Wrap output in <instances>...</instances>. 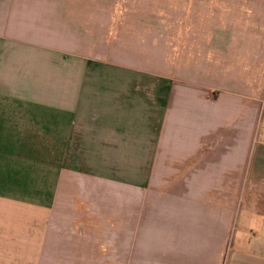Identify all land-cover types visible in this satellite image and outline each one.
<instances>
[{
	"label": "crops",
	"instance_id": "obj_1",
	"mask_svg": "<svg viewBox=\"0 0 264 264\" xmlns=\"http://www.w3.org/2000/svg\"><path fill=\"white\" fill-rule=\"evenodd\" d=\"M72 2L0 0V264L89 258L75 158L109 161L114 178L129 158L145 213L113 227L131 264H264V14L233 11L209 66L170 74L91 57Z\"/></svg>",
	"mask_w": 264,
	"mask_h": 264
},
{
	"label": "rangeland",
	"instance_id": "obj_2",
	"mask_svg": "<svg viewBox=\"0 0 264 264\" xmlns=\"http://www.w3.org/2000/svg\"><path fill=\"white\" fill-rule=\"evenodd\" d=\"M73 1L75 10L83 14L84 25L89 23L91 57L113 58L116 53L138 60L158 73L170 74L197 60L208 67L215 35L226 44L227 32L239 27L240 18H235L234 23L231 18L233 11L245 12L238 14L244 17L245 25L249 24V15L253 19L249 9L256 7L255 14H264V0ZM257 17L256 14L254 18ZM117 160L115 169L121 178H114L109 161L102 164L97 158L74 160V176L68 175L67 180L73 194L68 199L73 203L74 228L89 235L81 245L89 258L75 260V264H131L130 259H125L129 247H115L117 227L113 226L123 219L144 217L146 196L144 189L128 186L129 158ZM99 172L108 178H93ZM82 173L89 178H82ZM102 242H106V250Z\"/></svg>",
	"mask_w": 264,
	"mask_h": 264
}]
</instances>
